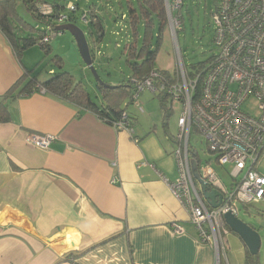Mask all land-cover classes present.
<instances>
[{"label": "crops", "instance_id": "crops-1", "mask_svg": "<svg viewBox=\"0 0 264 264\" xmlns=\"http://www.w3.org/2000/svg\"><path fill=\"white\" fill-rule=\"evenodd\" d=\"M22 74L0 33V97ZM8 111L10 122L0 124V264H215L169 188L179 142L168 125L161 132L130 115L132 136L39 90ZM32 135L56 140L41 150L27 143ZM223 242L220 264H244L243 242L230 231Z\"/></svg>", "mask_w": 264, "mask_h": 264}, {"label": "built area", "instance_id": "built-area-1", "mask_svg": "<svg viewBox=\"0 0 264 264\" xmlns=\"http://www.w3.org/2000/svg\"><path fill=\"white\" fill-rule=\"evenodd\" d=\"M164 3L170 34L176 38L182 0ZM76 10L69 4L56 15L54 6L45 2L38 5V14L54 25L69 23ZM81 19L88 24L87 12ZM211 19L215 55L190 76L180 71L175 83L167 88L172 103L182 108L177 119L179 145L174 152L178 177L168 185L188 213L198 241L213 247L215 264H220L225 257L223 238L229 231L223 216L231 213L237 217L242 207L264 202V175L258 172L264 158V0H216ZM42 29L45 34L41 44H48L60 34L51 26ZM160 80V71L153 69L142 81L134 82L131 102L137 104L139 95L146 90L155 94ZM38 90L45 93L40 87ZM251 102L253 106H249ZM113 127L133 136L125 114ZM192 131L204 139L208 154L219 166L230 167L231 182L227 186L212 168L196 162L200 178L222 196L216 209L202 200L194 184L188 155ZM55 140L52 135H32L27 143L47 150ZM172 231L182 232L176 225Z\"/></svg>", "mask_w": 264, "mask_h": 264}, {"label": "rangeland", "instance_id": "rangeland-1", "mask_svg": "<svg viewBox=\"0 0 264 264\" xmlns=\"http://www.w3.org/2000/svg\"><path fill=\"white\" fill-rule=\"evenodd\" d=\"M46 1L63 8L70 2L77 8L73 14L75 19L72 24L84 33L89 47H92L94 52L93 68L103 82L116 85L130 76V70L125 64L122 54L124 46L130 40L128 24L125 19L126 0ZM90 5H94L96 7L95 12L103 18L104 36L99 43L97 40H92V38L97 39V36L93 31L89 33L88 27L81 19L82 14L87 11V7ZM215 6V0H182L179 10V15L182 17L180 30L176 32V38H173L167 22L168 29L163 32L162 40L159 43L154 70L170 75L176 74V77L180 71L186 75V67L189 69L193 65L205 63L215 55L211 19ZM18 13L25 21L32 22L31 17L22 7H19ZM87 20H90L88 13ZM61 25L57 24L56 26ZM48 44L51 49L50 54H45L40 47H32L23 56L25 59L22 58V64L31 66L28 67L30 69L37 65L41 68L46 67L40 72L39 78L42 80L48 77L49 70L58 71L57 67L50 63L52 57L58 56L62 60V70L69 73L74 82H82L90 99L99 104L100 98L95 87L96 82L82 61L72 36L68 32H64L53 38ZM157 95V92L154 94L146 90L138 99L139 108L137 110L134 109L128 98L122 102V109H126L129 115L137 117L139 125L152 124L161 132H163V123L166 122L170 136L176 138L178 135L177 119L181 115L182 108L168 99L163 109ZM253 105V102L249 103V106ZM246 110L250 112L248 107ZM189 150L197 156L201 165L205 168H212L225 185L230 184V167L228 165L221 167L215 162V157L207 152L204 139L195 131H192L189 137ZM258 172L264 175V158L259 162ZM246 209H248V213ZM246 209H241L237 217L249 225L262 229L259 254L263 257L264 203L254 204Z\"/></svg>", "mask_w": 264, "mask_h": 264}, {"label": "trees", "instance_id": "trees-1", "mask_svg": "<svg viewBox=\"0 0 264 264\" xmlns=\"http://www.w3.org/2000/svg\"><path fill=\"white\" fill-rule=\"evenodd\" d=\"M39 2H44V0H0V33L9 43L23 70L22 76L0 97V124L10 122L9 102L30 96L40 87L49 95L93 113L100 121L112 127L125 114L132 128L134 119L126 112V109H122L121 105L127 98L131 103L134 82L142 81L154 69L159 43L162 40L163 32L168 29L164 0H126L125 19L128 24L130 40L124 46L122 54L125 64L130 70V76L116 85L103 82L111 87L108 89L96 83L95 87L100 98L99 104L90 99L82 82H74L73 77L62 70V60L58 56L52 57L50 61L58 71L49 70L45 80H40L39 76L41 70H45L46 67L41 68L39 65L33 69L23 67L22 58L25 52L32 47L38 46L45 54H50L49 44L40 43L45 34L42 28L45 26H51L53 30L57 28L52 20L44 19L38 14ZM19 7L29 14L32 22H27L20 16ZM54 8L56 15L64 9L61 6H54ZM87 8L86 12L90 20L86 26L89 33L94 32L99 43L104 36L103 18L95 12L94 5ZM74 19L75 17L71 16L69 23L72 24ZM180 19H182L181 16ZM90 51L92 54V50ZM205 63L193 65L189 69L185 66L188 75H192V71L201 70ZM160 75L162 80L156 82V90L157 97L164 109V104L168 99H171L167 88L175 83L176 74L160 72ZM163 125L166 126L167 123L165 122ZM188 155L192 160L199 162L197 156L189 149ZM243 208L246 209L247 206ZM244 264H260L259 254L252 256L246 251Z\"/></svg>", "mask_w": 264, "mask_h": 264}, {"label": "water", "instance_id": "water-1", "mask_svg": "<svg viewBox=\"0 0 264 264\" xmlns=\"http://www.w3.org/2000/svg\"><path fill=\"white\" fill-rule=\"evenodd\" d=\"M57 32L64 33L68 32L74 39L79 55L92 74L94 81L105 88H111L110 86L103 83V81L97 75L93 68V56L90 51L86 36L84 33L76 27L74 24L68 23L56 28ZM191 171L193 180L199 185L200 195L202 200L212 209H216L222 202V196L216 190H210L207 184L200 178L197 171L196 161L191 160ZM223 222L229 231L235 234L244 244L245 248L250 255L256 256L259 254L261 248V237L257 230L250 225L244 223L238 217L228 213L223 216Z\"/></svg>", "mask_w": 264, "mask_h": 264}]
</instances>
